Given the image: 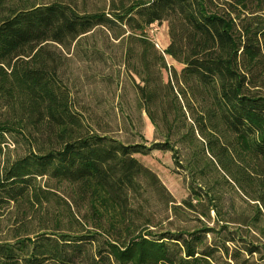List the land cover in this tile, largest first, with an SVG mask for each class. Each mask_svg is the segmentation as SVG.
<instances>
[{
  "label": "trees",
  "instance_id": "16d2710c",
  "mask_svg": "<svg viewBox=\"0 0 264 264\" xmlns=\"http://www.w3.org/2000/svg\"><path fill=\"white\" fill-rule=\"evenodd\" d=\"M100 1L86 10L0 0V264H264L256 219L225 220L194 180L190 197L158 216L136 157L174 148L99 128V103L77 104L65 68L71 58L112 68L117 49L149 119L171 131L178 97L164 72L166 56L178 57L173 45L160 52L150 30L179 14L213 45L186 72L256 163L264 206V0Z\"/></svg>",
  "mask_w": 264,
  "mask_h": 264
},
{
  "label": "rangeland",
  "instance_id": "374dc122",
  "mask_svg": "<svg viewBox=\"0 0 264 264\" xmlns=\"http://www.w3.org/2000/svg\"><path fill=\"white\" fill-rule=\"evenodd\" d=\"M76 2L80 9L94 10L101 1ZM150 37L160 52L173 45L178 57L176 61L166 56L168 71L164 72L165 82L173 81L178 97L173 130L149 119L144 105L139 103L135 84L124 73L117 49L118 62L112 68L100 63L88 67L78 59L67 60L66 73L77 104L95 106L98 102L93 118L101 123L99 128L120 141L147 146L168 141L174 148L175 155L156 150L136 157L144 167L141 180L150 187L162 219L171 216L173 206L190 197L189 187L194 180L217 200L225 220L235 215L256 219L251 229L264 242V206L258 201L261 189L256 163L240 149L203 86L186 72V64L211 50L212 43L195 33L177 13L154 25ZM99 71L109 81L86 80V76ZM11 149L16 154L15 146Z\"/></svg>",
  "mask_w": 264,
  "mask_h": 264
}]
</instances>
